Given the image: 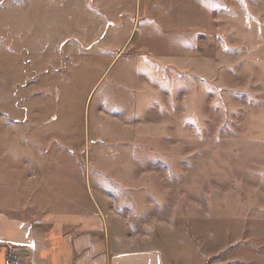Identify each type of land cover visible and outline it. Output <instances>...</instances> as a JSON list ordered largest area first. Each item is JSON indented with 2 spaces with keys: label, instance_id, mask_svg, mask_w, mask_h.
Masks as SVG:
<instances>
[{
  "label": "rangeland",
  "instance_id": "374dc122",
  "mask_svg": "<svg viewBox=\"0 0 264 264\" xmlns=\"http://www.w3.org/2000/svg\"><path fill=\"white\" fill-rule=\"evenodd\" d=\"M68 3L21 0L16 32L0 11V205L33 152L60 146L71 172L103 174L120 193L135 183L151 200L164 264H264V16L257 31L246 21V50L216 27L192 63L140 67L131 37L104 53L69 46L63 25L95 14Z\"/></svg>",
  "mask_w": 264,
  "mask_h": 264
},
{
  "label": "crops",
  "instance_id": "0c3cea01",
  "mask_svg": "<svg viewBox=\"0 0 264 264\" xmlns=\"http://www.w3.org/2000/svg\"><path fill=\"white\" fill-rule=\"evenodd\" d=\"M85 1L95 17L73 27L63 25L69 46L74 42L104 53L129 46L116 44L118 36L131 37L134 45L128 54L137 59L130 61L140 67L148 61L169 68L192 63L200 38L216 27H222L229 47L246 50V21L254 23L253 31L264 16V0ZM20 3L0 0V11L15 23V32L21 20L13 17ZM59 148L46 147L45 156L33 152L38 164L30 163L31 173L15 175L21 184L14 185L12 201L0 205V264H8V249L22 264H164L162 247L149 234L151 222L159 219L147 204L151 200L137 194L135 183L122 193L116 186L114 192L98 183L109 179L103 174L71 172ZM110 179L119 186L122 180H137L132 172L113 173Z\"/></svg>",
  "mask_w": 264,
  "mask_h": 264
},
{
  "label": "trees",
  "instance_id": "16d2710c",
  "mask_svg": "<svg viewBox=\"0 0 264 264\" xmlns=\"http://www.w3.org/2000/svg\"><path fill=\"white\" fill-rule=\"evenodd\" d=\"M2 245V244H0ZM6 261L8 264H22L18 259L15 257V255L11 252V249H8L7 251V258Z\"/></svg>",
  "mask_w": 264,
  "mask_h": 264
}]
</instances>
